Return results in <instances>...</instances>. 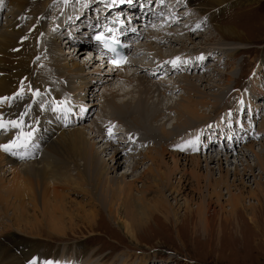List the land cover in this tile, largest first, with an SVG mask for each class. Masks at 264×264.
<instances>
[{"label": "bare ground", "instance_id": "obj_1", "mask_svg": "<svg viewBox=\"0 0 264 264\" xmlns=\"http://www.w3.org/2000/svg\"><path fill=\"white\" fill-rule=\"evenodd\" d=\"M59 1L60 0H32L29 4L30 9L27 5L28 0H10L9 6L11 7V10L8 12L6 11L7 17L5 16V23L7 24L4 27H0V100L11 95V97H9L10 99L5 100L10 106H0V120L7 122L13 120L20 121L22 119L23 121L22 129L12 128L10 125L6 128H0V138L2 137L5 140V144H8L12 141L13 137L17 138L21 131L25 133L31 132V140L28 142L26 148L13 149L18 152V155L7 153V156H5L0 153V171L5 172L3 167H9L10 173L13 174L12 178H14L13 186H3L4 183L1 184V189L4 195H11L14 192L15 199L19 198V192L24 187V183L28 182L30 184L32 180H30V178H36L37 180H44V186H53L55 189L63 192L71 189L76 195H87L93 201H99V204L104 203V205H108V212L111 218L114 214L113 204L108 203H112L113 198L118 199L120 203H123L117 207L125 205L130 223L133 224V226H130L119 220V222H117L118 227L127 237L135 241V231L132 227H136L140 222V217L135 209H137V206L143 210L146 209L145 205L147 201H145V199L147 200V198L143 200L145 195L154 193L155 196H157V200L161 198L163 202L167 201L166 203L168 204L169 197L174 201H178V198L182 200L184 196L183 194L186 191H189V193L187 192L186 196H184V203H179L178 205L177 202L176 209L173 210V208H169L167 209L168 211L165 209L161 210V213H168V217H166L174 220V223L177 224L178 210L186 208V210L193 213V211H191L192 207H190L191 200H188L187 196L191 193H195L194 189L196 188L198 190L197 194L200 196L199 204H196L198 215H202L205 210L208 212V208H212L207 201H213L214 197L220 198L224 193V195L229 196L228 198H225V204L223 202L220 204L222 207L218 205L220 208L219 211L224 209V207L228 208H226L225 212H220L221 215L218 214L221 216L220 220H227L228 218L229 220L234 219V217L237 216V211H245V208L247 207V211L248 209L251 210L250 213L245 212L250 220V224L254 227H258L260 224L258 225L259 220H257L256 214L260 211L264 213V142L258 143L257 140H260L264 136V118H261L263 121L257 131L254 127L256 123L255 121L258 120L260 113L264 110L263 106L258 108L259 97H264V60H260V65L256 66L258 70L255 76L251 77L252 79L250 78L251 87H249L252 89L251 96L239 92L236 93V97H233V94H229L230 89H225L228 87L222 88L219 86L220 92L209 94L210 97L212 95L211 99L213 100L209 101V95H207L209 92L204 94L206 91H201L202 88L200 89V86L195 84H191V86L189 85L190 80L194 77H191V75H188L187 73L196 70L197 73L199 71L200 74L203 73V78H209L210 74L208 71H215L206 68L209 62V57L211 56L210 50H217L221 53L224 52L225 54H227V50L222 49L223 45L217 44L219 46L214 45L213 47H210V50L203 49L202 53L190 52L183 47H179L181 49L179 51H174L173 42H169L173 41L175 37L178 38V41L183 42L181 39L183 34H188L191 37L196 36L201 39L204 36L203 34L205 33V30L208 29V26L212 25L214 28L213 30H215L217 36L221 38L219 39L222 40L223 43H237L231 44L232 52L242 51L244 48L246 49V46L242 44L244 33L243 35L242 33L240 35L235 28L223 27L218 23V17L234 6V2H230L231 0H208L212 5L209 3L206 5L213 7V11L207 16L208 22L206 23V20L203 22V18L201 17H193L190 21L184 19L178 20L179 16L176 14L171 17L166 13L159 17L158 10L161 5L160 0H157L154 10L157 14H154L153 12L150 13L149 10L147 12H141L145 15L144 17L155 22L153 25L150 24L152 26L151 31L153 32L149 31L150 34L146 37L151 39L150 42L148 41L149 43L140 44L142 41H139L137 44H134L133 47H137L138 49L134 55L129 58V62L126 66L122 69L113 71L108 62L110 59L107 56L98 59L93 57V59L89 60V62L93 61L91 64L86 63V66L90 64L88 67H84V65H81L76 61L77 57L75 56H80L81 58V55L84 56L88 53L90 55L92 54L93 48L91 49L90 46L87 47L82 45V42L85 41V37H83L82 34L88 33V27L77 26L79 30L76 31L75 27L77 23L76 20L73 21L75 16H82L81 19H83L91 10L95 12L99 5L94 8L96 4L92 0H86V3H91V5H87L85 8L86 14L79 13L75 16L72 15L67 17L66 13V15L59 18L58 16H55L59 20L51 27L52 30L45 29L48 38L41 34L42 30H39L35 46L37 54L35 56L32 55L31 49L35 45V41L31 32L32 30H28L24 25L26 24V21L31 18L32 6L33 4L38 6L39 2L40 4L42 2L44 6L42 7L43 10H48L50 6L54 5L53 3ZM178 1L179 0H168V8H175L176 2ZM194 2H196V0H186V4L190 7V12L193 8H197L194 10H197L198 14H205V8H199L198 6L194 7ZM6 3L7 0H3L2 5H0V11L2 9L6 10L4 9ZM68 4H70L69 1L66 2V5ZM131 8L132 7L128 8L129 13ZM94 16L96 18L93 20L90 18L88 23L95 19L97 20L91 23V25L97 27L93 28L98 30L96 33L105 30L110 35H113L119 42L126 45V37L128 34L132 36L133 41L137 40L136 38L138 37H135V29L125 28L123 27V24L120 26L116 25L115 28L114 25L113 27H109L110 25L106 24V16L103 18L100 12L94 14ZM40 18L45 19L46 15L40 16ZM139 19L141 20L140 17L136 18V16H132V18L129 17L127 18V24L125 25L129 26L131 21L133 25L141 23ZM138 20L140 22H137ZM144 22L146 23V21ZM162 26L165 28V31L159 33ZM102 27H104V30ZM108 27L110 28V31H108ZM145 28H147V25H145ZM145 28L144 31H146ZM176 29H181V31H177ZM173 30L176 31V34L173 33ZM74 33L75 36H72ZM206 34L207 36L208 34L210 35V33ZM56 35L59 36V43H57L58 41H55ZM173 35L175 36L172 37ZM65 36L67 39L60 41V37ZM140 36L141 35L139 34V37ZM152 36H154V41ZM166 42L167 44H165ZM73 43L77 44V47H73L74 50L72 53L64 50L66 48L68 49V46ZM154 43L161 46V49H166V46H171L168 55L161 49L160 51H156L153 47ZM41 44H43L42 47L40 46ZM132 45L133 44L128 45L129 48H131ZM93 46L94 44L91 45V47ZM82 49L84 53L82 52ZM127 49H125V52H127ZM145 49H147L148 54L150 53L148 59H151L150 55H153L151 60L152 64L147 65L148 62L146 63L144 61L145 58H143L144 64H138V62H136L138 61V56H140L139 58L144 57L143 50ZM228 50L230 51V49ZM43 51H46V53L43 54ZM69 53L71 56H68ZM179 53L181 54L179 56L180 59L177 62V65L173 67L171 61L177 58ZM38 54L39 57L41 56L43 59L35 64L33 59ZM154 55L157 56L156 59ZM217 55L218 54H215L214 57ZM234 55H237V53L233 54V58L235 57ZM200 57H203V59H200ZM105 59H108V61ZM100 60L102 63L99 62ZM41 62H43L47 71L45 72V75L48 76L46 78L42 77L39 73L42 72L44 74L43 68H39ZM98 63H100L99 65L101 68L98 67V69L96 68L95 70L90 71L91 69L89 68ZM133 66H137L134 68V71H132ZM102 70L104 71L103 73H101ZM91 73H95V76H90ZM215 73L217 72L215 71ZM140 74H142V76H140ZM215 75L210 78L214 79ZM226 75L228 76L226 78L227 81H232L229 80L230 75ZM171 77H173V81L171 80ZM92 78H97L98 81H90ZM38 79H41V82L38 81ZM165 79H169L170 82H166ZM59 80L67 82L60 83L59 87H56L55 83ZM103 82H107V85L104 84V89L99 96L101 95L102 97H105L103 99H105L106 105H108L107 108H110L111 105V110L114 108V112L107 114V109H105L106 107L104 106L100 111V113L102 112L103 114H99L98 117L96 116L97 118L95 121H91L90 125L80 124L91 115V112H93V109L95 108L86 103V96L90 95L95 100L99 84ZM115 82L123 83L118 85V83ZM133 82L137 83V87H133L136 91L139 92L141 89L137 98L133 95L136 91L125 90L126 87H129L130 85L132 86ZM112 84L115 89L112 90V93L107 92L108 87L111 88ZM140 86L142 87L140 88ZM75 87L77 88L75 89ZM213 87L214 86H212V88ZM67 88L69 90H67ZM216 88L217 87H215V89ZM177 89H181L186 93H184L183 97L175 100L173 102L174 104H168L167 101L169 102L170 97L175 96L177 94L176 92L179 91ZM158 90L162 93L157 95L156 93ZM20 91L24 93V98L18 96L17 93ZM60 94L63 99H61ZM108 95H110L111 98ZM118 97H121V99ZM129 97L135 98L127 101L126 99ZM114 99L116 100L114 101ZM65 100L68 103H71L67 104L68 108L63 111H56L58 106L64 105L63 102ZM47 103H50L52 107L48 106ZM37 104H41V110L37 108ZM245 106L249 109L250 117L253 115L250 120L252 121L250 122V126L248 124L246 125L244 122H241L240 124L241 131L244 133L242 146L247 152L246 155L244 154L245 157L243 158V161H241V159L239 161H232L231 158L229 159L228 156H226L225 153L227 151L224 148L227 146L228 149H232L231 151L234 152V145L241 144L238 141L240 140L239 137L235 136L236 134L233 132V129L226 128V121L229 119L233 120L232 114L235 110L239 112L237 115H233L242 118ZM199 107L201 109H199ZM207 108H210L208 112L202 111ZM81 115H86V118L81 121L77 120L78 123L72 125V127L66 126L69 118L75 119ZM173 115H176L178 119H176V117L173 118ZM109 116H111V118ZM218 116H221V119L218 118ZM206 117L207 120L202 121ZM150 118H152L151 121H149ZM211 118L216 119L211 122ZM43 124H45V126ZM44 127L45 134H42L40 131L44 129ZM109 129L112 131L111 137L109 136ZM227 129L231 132L230 139L235 137V140L232 138L229 140L231 143L229 144L228 141L227 145H225L222 143L223 141L221 142L220 140H217V138H220L219 133H224ZM15 132L16 135H13ZM120 132L122 133V140H118L116 137ZM210 135L214 137H210ZM208 137H210L209 140ZM204 140L206 143H204ZM120 141L122 142L120 143ZM189 141L195 142L194 147L188 143ZM33 142H35L34 148H36L37 151L40 150L39 147L43 146L46 147L49 152L53 151L55 157H53V159L50 158L46 167H39L37 164H34L31 167L27 166L17 170L16 167L18 165L16 164V161L21 159V156L25 157L29 153L34 152V148L32 147ZM103 143L107 145H104ZM141 147L144 152L140 149ZM181 147H183V150H180ZM212 147L221 150L219 152V154H221L219 158L218 155L215 156L210 153V155L207 156V153L203 152L211 151L213 149ZM107 150L114 151V155L112 154V158L109 159V161L111 160L112 162H117L116 159L124 157L122 153H130L127 155L130 157L128 161L132 160L131 163L135 164L133 166L134 170L140 166L141 163L149 161V167L137 177V182L146 177V180H144L145 182L143 181L144 188L142 186L140 192L144 196L138 197L137 200L135 199V196L132 195L133 192L131 190V185L126 183V177L122 176L118 179L110 178V170L112 166L108 164L109 161L105 163L106 160H103L100 157V154L107 153ZM201 154L203 156L205 155V160L201 159ZM234 154H236V151ZM166 155L171 158V164L166 161ZM252 156L253 160H250H252L253 163L247 160L249 157L252 158ZM141 157L142 160L140 161ZM235 158L239 159V156ZM225 160L227 163H231L227 165V167H224L223 165ZM57 161L60 162L59 165H57ZM203 162L206 163V174L199 173L202 170ZM215 163L217 166L216 168L212 167V164L214 165ZM232 163L234 164L233 166H231ZM229 166H231V168H229ZM118 167H120V162L113 165L114 169ZM211 169H215V171H211ZM255 171H258V173ZM6 172H8V170H6ZM174 174L175 176L177 175L178 180L176 182L177 184L175 183L176 185L170 182L173 179ZM251 177L253 179H251ZM248 182L252 183L254 187L246 194L245 190L238 188V185L244 184L249 187L250 185H248ZM212 184L216 185V188L221 189L222 192L223 190L225 191L222 194L220 193V190L217 191V189H213L212 191ZM205 185L209 188L207 192L203 191ZM86 186L93 187V189L95 188L96 193H91ZM188 186L190 187L186 190ZM29 191H31V189ZM52 191L54 193L57 192L54 189H52ZM60 197L59 194L54 195L56 202L54 204L53 212H46L48 215L47 217L46 214L44 215L45 220H47L46 226H48V229L58 234L61 230L58 227L60 220L56 216V213L59 211L57 204L61 203ZM8 199L9 197L0 198L1 201H6V203L0 201V205L5 208V210L1 211L2 214H9L10 209L7 210L9 205ZM245 199L247 206H244L243 201ZM48 202L49 200H47V203ZM251 204L255 206H251ZM161 207L165 208V204L161 203V201L155 202L154 209H161ZM1 209L3 208H0V210ZM145 213L146 211L143 212V214ZM16 214L17 212L14 211L10 216L15 217ZM22 216H24V214H18L16 220L18 221L20 219L17 222L19 223L18 226L23 225L24 223L26 229L31 227L34 229L35 225H28L21 218ZM203 218L205 224L208 223V218H206V216H203ZM83 219V221L88 222V224L92 226L96 222L94 218L85 215ZM38 221L40 220H37V223ZM40 223L41 222H39V224ZM6 224L7 227L10 228L13 226L8 225V223ZM15 229L21 233V236L22 234L25 235L24 231H22L24 229L20 227ZM204 229L208 230L205 227ZM1 236H3V233ZM10 241L13 249L21 248L20 246H23L22 249H26V247L30 245V243H27L30 242V240L18 236L11 238ZM13 249L3 245L0 241V264H23L22 260L26 261L31 256V254L27 253L25 250L20 252L19 250ZM54 259L55 257H51L46 262H51V264H73V258L70 259L71 261H57ZM46 262L44 264H46Z\"/></svg>", "mask_w": 264, "mask_h": 264}, {"label": "rangeland", "instance_id": "obj_2", "mask_svg": "<svg viewBox=\"0 0 264 264\" xmlns=\"http://www.w3.org/2000/svg\"><path fill=\"white\" fill-rule=\"evenodd\" d=\"M30 1L32 0H28V3H27L28 8H30V5H29ZM43 1H46V0H43ZM67 1H69L70 3L68 4L69 6L66 5ZM92 1H94V3L96 4L94 8H96L98 5L99 7H97L95 12L91 10L87 15H85V17L83 16L84 17L83 19H81L82 16L76 17L75 15L79 13L84 14L86 10L85 8L87 7V5H91L90 2L86 3L87 2L86 0L85 1L84 0H65V1L60 0L59 2H55L57 4L53 3L55 6L54 5L50 6L48 10L47 9L43 10L42 7L44 6L42 2L41 4L39 2L38 6L33 4L32 14L30 16L31 18L30 20L26 21V24H24L28 30H32L31 32L33 34V39L35 41V45L31 49L32 55L35 56L37 54L35 50V46H36V37H37V33L39 32V30H42L41 34L48 38L47 32L45 29L51 31L52 30L51 27L54 25L55 22L56 23L58 22L59 20L58 18L63 15H66V13H67V17L72 16V15L75 16L73 21L76 20V23H77L75 27L76 31L79 30L77 26H81V27L83 26L86 28L88 27L87 29L88 33H83L84 35L82 34V36L85 37V41L82 42V45H85L87 47L90 46L91 49L93 48L92 54L90 55L88 53L84 56L81 55L82 56L81 58L80 56L73 55L77 57L76 61L79 64L84 65V67L90 66V64L93 61L89 62V60L93 59V57H95L96 59L103 58V56H101V53H100L101 52L100 46L96 44L95 42H93V36L96 32H98V30L93 29L97 27L91 25V23L97 20L95 19L94 21H90L88 23V20H90V18H92V20L96 18L94 14H97L99 12L101 13L103 18L104 16L107 17L106 24L107 25L109 24L110 25L109 27H113L114 25V28H115L116 25L120 26L121 24H123V27L125 28L136 30L135 37H139V34L141 35L135 41L132 40V36L130 34H128V36L126 37L127 46L133 44L130 48V53L134 54L136 50L138 49L137 47L136 48L133 47L134 44H137V42L142 41L140 42V44L149 43L148 42L149 38H146V37L149 36L150 32H153V31L149 30L150 27H147L146 31H144L143 29L145 28V25H150V24L153 25L155 22H153L151 19L149 20V18L147 17H144L145 15H143L141 12H147L149 10L150 13L153 12L154 14H157V12L154 11L157 0H131V2H129V0H92ZM169 2L168 0H160L161 6H160V9L158 10L159 17L165 15L166 13L171 17L176 14L179 16L178 20L184 19L186 21H190L193 17L195 18L201 17L203 18L202 21L204 22L206 20V23H207L208 22L207 16L213 11V7L206 5L207 3H209L208 0L207 1L206 0H196V2H194V7L198 6L199 8H205L206 13L203 15L198 14V11L194 10L197 8H193V10L190 12V7L189 5L186 4V0H179L178 2H176V7L175 8L173 7L171 9L168 8ZM230 2H234V6L226 10L224 14H221L218 17V23L220 26L222 25L223 27L235 28L236 31L240 35L241 33L242 35L244 33V37H242V44L246 46V49L244 48V50L242 51L232 52L231 44H237V43H229V42L223 43V41L220 40L221 38L217 36L215 30H213L214 29L213 26L209 24H208L209 25L208 29L205 30V33L203 34L204 36L201 39L197 38L196 36L191 37L188 34H183L181 37L183 42L178 41L177 40L178 38L176 37L173 41H169V42L170 43L173 42L172 44H174V51H179L181 50L179 47H183L190 52H198V53H202L203 49L210 50V47H213L214 45L219 46L217 44L223 45L222 49H226L227 54H225L224 52L221 53L220 51H217V50L211 51L212 50L211 49L210 50L211 56L209 57V62L206 67L208 69L215 70L217 73H215V71L214 72L208 71V73L210 74L209 78L205 79L203 78V73L201 74L199 73L200 71L198 73L196 70L192 72L190 71L187 74L191 75V77H194V78L190 80L189 85L191 86V84H195V85L200 86V89L202 88L201 91H204V92L206 91V93L204 94H207L209 92L207 95L212 94L213 92L219 93L220 92L219 86H220L222 88L228 87L225 89H230L229 94L231 95L233 94V97H236L237 96L236 93H239V92L242 94L246 93L249 96H251L252 95V89L250 88L251 87L250 82L252 79L251 77H254L258 70L256 66H259L260 62L264 60V0H231ZM9 3H10V0H7V3L4 6V9L6 10L2 9L0 11V27L1 26L4 27L7 24L5 23V18L7 17L6 11L8 12L9 10H11ZM209 4L212 5L211 3ZM130 7L132 8L129 13L128 8ZM63 9L66 11H64ZM44 15H46L45 19L40 18V16H44ZM138 15L142 19L141 23L133 25L131 21L129 24V27L125 25L127 24L126 17L132 18V16H138ZM55 16H58V18ZM139 17H136V18H139ZM144 21H146V23ZM176 30L181 31V29H176ZM164 31H165V28L162 26L161 31L159 33H163ZM173 33L176 34V31L173 30ZM206 33H210V35L208 34L207 36ZM73 35L75 36V33L72 34V36ZM174 36L175 35H173L172 37ZM55 37H56L55 41L56 42L58 41L57 43H59V39H58L59 36L56 35ZM63 39H67V37L66 36L60 37V41ZM152 39L154 41V36H152ZM92 44H94L93 47H91ZM165 44H167V42ZM76 45L77 44L75 43L70 44L68 46V49L66 48L64 50L72 53L74 50L73 47H77ZM40 46L42 47L43 44H41ZM153 47L156 51H160L161 49V46L155 43ZM166 47H167L166 49H161V50H163L164 53L168 55L169 51L171 50V46H166ZM228 49H230V51ZM77 51H81V50H77ZM143 51H144V55H143L144 57L139 58L140 56H138L137 58L138 61L136 62H138V64H141V63L144 64L143 58H145L144 61L146 63L148 62L147 65L152 64L151 60H152L153 55H150L151 59L150 58L148 59V56L150 53L149 54L147 53V49ZM82 52H83V49H82ZM44 53H46V51H43V54ZM70 53L68 54V56H71ZM234 53H237V55H234L235 57L233 58L232 56ZM132 54L130 55L133 56ZM215 54H218V55L214 57ZM180 55L181 54L179 53L177 57H179ZM154 57L155 59L157 58L156 55H154ZM42 59L43 57L42 58L41 56L39 57V54H38L36 57H34L33 62L37 64V62ZM99 62L102 63L101 60ZM86 63H90V64L86 66ZM100 63H98L97 65L94 64L93 66H91L89 68L91 69L90 71H93L96 68L98 69V67H100L99 65ZM135 67L137 66L132 67V71H134ZM39 68H43V71H44V74L42 72H39L40 75L45 78L48 77L47 75H45V72L47 71H46V68L43 62L40 63ZM103 72L104 71L102 70L101 73ZM226 74L230 75L229 80H232V81L230 82L227 81L226 78L228 76ZM92 75L95 76V73H91L90 76ZM213 75H215V78H214L215 80L210 78ZM140 76H142V74H140ZM92 80L93 82L98 81L97 78H92L90 81ZM165 80L166 82H170L169 79H165ZM171 80L172 81L174 80L173 77H171ZM38 81L41 82V79H38ZM59 81L55 83L56 87H59L60 83L67 82V81L64 82L61 80ZM106 83L107 82H103L99 84L98 92H96L95 100L90 95L86 96L87 98L86 103L90 104V106L92 105L95 108L93 109V112H91V115L80 124L90 125L91 121H95V119L98 117L99 114L101 115L103 114L102 112L100 113V111L101 109L104 108V106L106 107L105 109H107V114L114 112V108H112L111 110V105H110V108H107L108 105H106V101L105 99H103L105 97H102L101 95L99 96V94L103 91L104 86L107 85ZM115 83H118L119 85L123 82H115ZM136 84H137L136 82H133L132 86L130 85L129 87H126L125 90H132L133 92H135L136 90L134 88L137 87ZM112 86L111 88L108 87L107 92H111V93L113 92L112 90L115 88L114 86L113 87ZM212 86L214 87L212 88ZM141 87L142 86H140V88ZM215 87H217L218 89L217 88L215 89ZM76 88L77 87H75V89ZM67 90L69 89L67 88ZM140 90L139 92L136 91V93L133 94L136 98L140 94ZM177 90H179L178 92H176L177 94L175 96H171L169 99V102L167 101L168 104L169 103L174 104L173 102L175 100L183 97L184 93H186L185 91H182L181 89H177ZM159 93H162V92L158 90L156 94L158 95ZM108 96L111 98L110 95ZM60 97L61 99H63L61 94H60ZM135 97H129L126 100L127 101L133 100ZM211 97L209 95L208 97L209 101H213ZM118 98L121 99V97H118ZM116 99H114V101ZM258 100H259L258 108L262 106L264 108V97L262 98L259 97ZM1 106H6V105L2 104ZM48 106L52 107L50 103ZM37 108L41 110L39 104L37 105ZM244 108L245 110L243 111L242 118H238L237 116H235L239 112L235 110L233 113L235 115L232 114L233 120L229 119L228 121H226V128L228 127V128L233 129V132L236 134L235 136L239 137L240 140L238 141L241 144V145L239 144L234 145L233 150L234 152L236 151V154H234V152L231 151L232 149H228L227 146L224 148L227 151L225 153L226 156H228L229 159L231 158L232 161H239L240 159L241 161H243L244 160L243 158L245 157L244 154L246 155V152H247V150H244L242 146V138H244L243 136L244 133L241 131L240 124L241 122H244L246 125L248 124L250 126L251 125L250 122H252L250 120L253 115H251L250 117L249 109L246 106ZM199 109L201 108L199 107ZM209 109L210 108H207L202 111L208 112ZM109 117L111 118V116ZM113 117L116 118L115 116ZM175 117L176 115H173V118ZM84 118H86V115H81L75 119L69 118L66 126L72 127V125L77 124L78 121H81ZM218 118L221 119V116H218ZM261 118H264V110L263 112L260 113L258 120L255 121L256 123H255L254 129L256 131L260 128V125L262 121L264 120V119L262 120ZM176 119H178V117H176ZM215 119L216 118H213V119L211 118L210 120L212 122ZM151 120L152 118H150L149 121ZM205 120H207V117L204 118L202 121H205ZM43 125L45 126V124ZM44 130H45V127L40 132L42 134H45ZM230 133L231 132L228 129L224 133L223 132L219 133L220 138H217V140H220L221 142L223 141L222 143L227 145V142L231 140L232 138L233 140H235V137H232L230 139L231 137ZM54 134H57V133H54ZM212 135L210 136L214 137ZM116 137L118 140L119 139L122 140L121 138L122 133L121 132L118 133ZM121 142L122 141H120V143ZM257 142L258 143L264 142V136L260 140H257ZM204 143H206L205 140H204ZM230 143L231 141H229V144ZM0 144H5V140L2 137L0 138ZM34 144L35 142H33L32 144L33 148H34ZM104 145H107V144H104ZM212 148L213 149L211 151H203V152H206L207 156H209L210 153L215 156L218 155V158H219L221 155L219 154V152L221 150L215 147H212ZM39 149L40 150L37 151V149L34 148L33 153H29L25 157L17 160L16 164L18 166L16 167V169L19 170L27 166L31 167L34 164H37L39 167H42V166L46 167L47 162L50 161V158L53 159V157H55V154L53 151L49 152V150L43 146L39 147ZM45 149H46V152H45ZM140 149L144 152L142 147ZM0 153L2 155L4 154L5 156H7V152L1 151ZM112 154L114 155L113 150H107V153L100 154L101 155L100 157L103 160H106L105 163H107L109 159L112 158L111 156ZM122 154L124 157H121L120 159H116L118 163L120 162V167L114 169L113 165L117 162H112L111 160L108 162V164L112 166L110 170V178L118 179L122 176L126 177L125 179L126 183L128 185H131V188H132L131 190L133 192L132 195L135 196V199L137 200L138 197L144 196L140 192L142 190V186L144 188V182H145L144 180H146V177H144L143 179L137 182V177L149 167L150 163L149 161L148 162L145 161L144 163H141L140 166H138L135 169L136 170L135 171L133 169V166L135 164L131 163L132 160L128 161L130 157H128L127 155H129L130 153L129 154L122 153ZM201 156H202L201 158L202 160L206 159L205 155L203 156L201 154ZM238 156H239V159H236L235 157H238ZM223 158L225 159L224 156ZM250 159L253 160V156L252 158L249 157L247 159L249 160V162L250 161L252 162V160ZM141 160H142V157L140 158V161ZM166 161L170 162L171 164V158L167 155H166ZM223 163H224L223 164L224 167H227V165L231 164L230 162L227 163L226 160ZM59 164L60 162L57 161V165ZM202 165H203L202 170L199 173L206 174V171H207L205 167L206 163L203 162ZM233 165L234 164L232 163L231 166ZM231 166H229V168H231ZM212 167L216 168L217 167L216 163L214 165L212 164ZM3 170H5V172L6 170H8V172L5 173V172L0 171V189H1L2 183H4L3 186H13V181H14V178H12L13 174L10 173V168L3 167ZM213 170L215 171V169H211V171ZM255 172L258 173V171H255ZM251 179L253 178L251 177ZM30 180H31L30 182L31 185L28 182L24 183V187L19 192L20 197L17 199H15L14 197L15 196L14 192L11 195H4L2 189L0 190V198L9 197L8 199L9 205H8L7 210L10 209L9 214H2L1 211L5 210V208L4 206L2 207L0 205V208H3L0 210V214H1L0 216V241L3 245H6L10 247L11 249H13V246H11V241H10L11 238L18 236L23 239L30 240V242H27V243H30V245L27 246L26 249H22L23 246H20L21 248H18V249H13V250H19L20 252L25 250L27 253L31 254V256L26 261L22 260L23 264H32L34 260L36 264H44L51 257H55L54 260H57V261L58 260L69 261L70 259L73 258V264H264V213L261 211L260 212L257 211L258 213L256 214V218L257 220H259L258 225L260 224L258 227H254L252 224H250V220L248 219V216L246 213H250L251 210L248 209L249 211L248 212L246 210L247 207L245 208V211L243 210L244 212L240 210L237 211L236 213L237 216L234 217V219L229 220L228 218L227 220L226 219L220 220V217H221L220 212L222 211L225 212L226 208L228 207L226 208L224 207V209L219 211L220 208L218 205H220L222 202L224 203L226 201L225 198H228L229 195L228 196L224 195L223 192L225 190H223L222 192L221 189L219 188L217 189L216 185H213L215 184L213 182H212L213 184L211 185V190L212 191L213 189H217V191L220 190V193L221 194L223 193V195L220 198L214 197L213 201L212 200L207 201V203H209L212 208L210 207L211 209L208 208V212L205 210V212H203L204 214L198 215L196 211V204L197 203L199 204L200 196L197 194L198 190L195 188L194 189L195 193H191L187 196L188 200H191L190 207H192L191 211H193V213L189 212V210H186V208H181L180 210H178L177 224L174 223V220L167 218L168 213H161V210L162 209L167 210L169 208H173V210L176 209L177 202H178V205L179 203L180 204L184 203L183 201L184 196H186L187 192L189 193V191H186L183 194L184 196L182 200L178 198V201L177 200L174 201L168 195V197L170 198L168 204L166 203L167 201L165 199L164 200L166 202H163L161 198L157 200L156 198L157 196H155L154 193L145 195L143 200L147 198V200L145 199V201H147L145 205L146 209L143 210L139 206H137V209H135L140 217V222L139 224L136 225V227H132L133 230L135 231V236H136V240L134 241V240H131L129 237H127L124 234V232L118 227L117 222H119V220H121L122 223H125V224L127 223L130 226H133V224L130 223V220L126 213L127 209L125 205L117 207L118 205H121L123 203V202L120 203L118 199L113 198L112 203H108V204H113L114 214H113V217L111 218L108 212L109 211L107 207L108 205L106 206L104 205V203H102L103 205L99 204V201L97 202L93 201L87 195H81V194L76 195L75 193H73L71 189L69 191L66 190L65 192L59 191L50 185L52 189L57 191L56 193H54L51 187L44 186L45 184L43 182L44 180H40V179L37 180L36 178H30ZM177 181H178L177 175L175 176L174 174V177L170 182L176 185ZM248 185L250 186L247 187L244 184L242 185L240 184L238 185V188L245 190L247 194L250 192L251 188L254 187L252 183L248 182ZM88 187L86 186V188L89 189L91 193L92 192L96 193L95 188L93 189V187L92 188L91 187L88 188ZM189 187L190 186H188L186 190H188ZM30 189L31 191H29ZM208 190L209 188H207V186L205 185L203 188V191L207 192ZM55 194H59L61 196L60 197L61 203L57 204V206L59 207V211H57L56 213V216L60 220V222L58 223L59 224L58 227L61 230V232L59 234L56 232L50 231V229H48V226H46L47 220H45V216H44L45 214H46V217L48 216L46 212H50V213L53 212L54 204L56 202L54 199ZM139 199H142V198H139ZM47 200H49L48 203H47ZM156 200L161 201V203L165 204V208L161 207V209H157V210L154 209V204L155 202H157ZM1 202L6 203V201H1ZM243 202H244V206H247L246 199ZM251 206H255V205L251 204ZM220 207L222 206L220 205ZM18 208L23 211L19 210ZM213 208H215L216 210ZM14 211L17 212L16 216L15 217L10 216L12 212ZM144 211H146L145 214H143ZM214 212H217V213H214ZM18 214H24V216H22L21 218L28 225L30 226L35 225V228L32 229L31 227V228L26 229L24 223L23 225L18 226L19 223L17 222L20 220L19 219L18 221H16L18 218ZM84 215L94 218L96 221L95 224L92 226L88 224V222L83 221ZM203 216L204 217L206 216V218H208V223L205 224ZM81 217L83 220L81 219ZM236 218H237V221H236ZM37 220H40V221H38L37 223ZM39 222L41 223L39 224ZM6 223H8V225H13L12 228L7 227ZM203 226L207 228L208 230H205ZM17 227L24 229L22 231H24L25 235L22 234L21 236V233H19L15 229ZM2 233H3V236H1Z\"/></svg>", "mask_w": 264, "mask_h": 264}, {"label": "snow or ice", "instance_id": "obj_3", "mask_svg": "<svg viewBox=\"0 0 264 264\" xmlns=\"http://www.w3.org/2000/svg\"><path fill=\"white\" fill-rule=\"evenodd\" d=\"M129 2H131V0H129ZM3 0H0V5H2ZM94 39L100 41L101 43H103L105 45V47H108L107 42L102 38V36L97 35L94 37ZM111 51L115 52V49H110ZM179 57L175 58L174 60L171 61V64L173 65V67H175L177 65V62L179 61ZM200 59H203V57H200ZM126 60L125 57H123L122 55H120L119 53L116 54L115 58L111 61V63H113L114 65H116L117 67H119L122 63H124ZM10 99L9 97H4L2 98V100H0V102H3V100H7ZM11 126L12 128H21L23 126V121L22 119L20 121H3L0 120V128H6L7 126ZM112 135V131L111 129H109V136L111 137ZM31 140V132H23L21 131L17 138L15 140L10 141L8 144H0V151H4L7 152L11 155H18L17 151H14L13 149H19V148H26L28 142ZM190 145H193L195 142L194 141H189L188 142ZM180 150H183V147H181ZM21 158H23V156H21ZM32 264H36L35 260L32 262ZM46 264H51V262H46Z\"/></svg>", "mask_w": 264, "mask_h": 264}]
</instances>
